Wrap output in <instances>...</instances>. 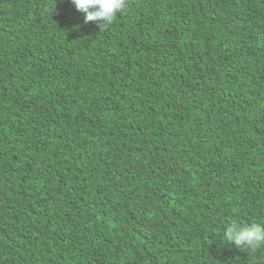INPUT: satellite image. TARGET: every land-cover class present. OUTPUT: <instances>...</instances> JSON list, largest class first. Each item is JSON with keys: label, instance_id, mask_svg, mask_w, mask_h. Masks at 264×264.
Instances as JSON below:
<instances>
[{"label": "trees", "instance_id": "1", "mask_svg": "<svg viewBox=\"0 0 264 264\" xmlns=\"http://www.w3.org/2000/svg\"><path fill=\"white\" fill-rule=\"evenodd\" d=\"M0 0V264H264V0Z\"/></svg>", "mask_w": 264, "mask_h": 264}, {"label": "clouds", "instance_id": "2", "mask_svg": "<svg viewBox=\"0 0 264 264\" xmlns=\"http://www.w3.org/2000/svg\"><path fill=\"white\" fill-rule=\"evenodd\" d=\"M75 9L84 13V21L97 22L100 29L110 25L128 7V0H71ZM226 244L241 250L264 244V224H229L224 229Z\"/></svg>", "mask_w": 264, "mask_h": 264}]
</instances>
